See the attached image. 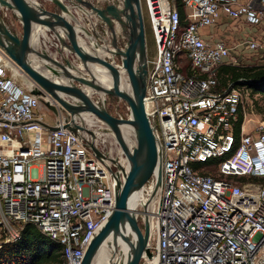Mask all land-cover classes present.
Returning <instances> with one entry per match:
<instances>
[{
	"label": "built area",
	"instance_id": "1",
	"mask_svg": "<svg viewBox=\"0 0 264 264\" xmlns=\"http://www.w3.org/2000/svg\"><path fill=\"white\" fill-rule=\"evenodd\" d=\"M138 1L154 44L142 103L159 154L158 184L156 163L132 193L139 229L144 216L149 226L150 256L140 264H264V120L246 118L244 83L216 76L220 66H264V0H180L182 12L175 0ZM217 31L243 35L232 44ZM24 81L0 49V246L29 223L59 244L60 264H81L122 178L108 158L123 170L127 160L119 147L113 157L105 141L63 127L60 106ZM39 98L55 107L51 122ZM123 103L111 114L130 119ZM206 161L213 173L190 165Z\"/></svg>",
	"mask_w": 264,
	"mask_h": 264
},
{
	"label": "water",
	"instance_id": "2",
	"mask_svg": "<svg viewBox=\"0 0 264 264\" xmlns=\"http://www.w3.org/2000/svg\"><path fill=\"white\" fill-rule=\"evenodd\" d=\"M49 1L55 6V11L41 8L38 3L33 6L27 0H0V8L12 11L20 24V32L16 33L9 29L0 18V49L32 82L33 88L30 90L32 94L42 96L45 93L60 106V111L64 114V120L69 119V123L63 124V127H66L72 133L84 130L92 139V132L88 128L75 123L73 119L74 116L77 117L82 112H89L104 124L100 128L103 132L108 131L113 134L115 142L127 160V165L126 169L123 170L113 158H108L113 165L120 169L122 178L121 180L116 179L115 182L114 209L105 224L85 248L81 264H88L92 254L95 253L109 231L116 229L125 238V242L121 247L123 251L129 253L132 250L125 264H137L142 253L147 257L150 256L149 249L146 246L149 226L147 217L144 216L142 229H139L132 211V193L147 179L156 163L157 184L159 182V154L156 151L154 137L142 103L146 72L144 33L139 1L106 0L103 6L88 3L85 0ZM85 6L89 8L88 11H91L90 15L83 14V10H87L84 8ZM69 15H75L77 18L78 15L80 17L83 15L86 18L85 21L81 22L75 16L69 18ZM89 16L95 17L93 21L90 20ZM98 21L100 25L97 27ZM75 25H81L83 32L76 31L74 29ZM35 27L42 29V31H51L52 36L58 40L61 48L66 49L73 55L70 61L64 58L62 63L58 62L55 57L50 56L45 49L33 51L35 55L42 56L63 71L65 76L70 79L69 85L52 81L26 62L25 56L30 51L29 38ZM58 33H61L60 39ZM118 33L124 39V42L120 45L117 44ZM77 35H81L80 38L84 42L93 37L98 45L102 46L103 55L97 56L85 50L78 43ZM105 36H108V39ZM50 63L44 65L55 72ZM86 63H88L87 65L100 64L112 82L111 87L105 88L93 83L82 74H71L67 70L68 67L76 68L78 65H85ZM122 79L129 83L132 94L121 88L120 80ZM85 87L91 90L90 92L86 91L87 94L84 93ZM97 91L125 102L129 108L131 118H117L109 113L103 105L104 98L100 100ZM58 92L63 93L66 97H59ZM43 102L46 108L56 113L53 105L46 101ZM119 124L128 125L134 134L135 144H133L131 151L126 147L119 134ZM43 126L49 130L55 129L54 126L44 124ZM88 146L96 157H103V154L92 142H89Z\"/></svg>",
	"mask_w": 264,
	"mask_h": 264
},
{
	"label": "bare ground",
	"instance_id": "3",
	"mask_svg": "<svg viewBox=\"0 0 264 264\" xmlns=\"http://www.w3.org/2000/svg\"><path fill=\"white\" fill-rule=\"evenodd\" d=\"M27 1L33 6L37 4L36 0H27ZM89 13H91V11L83 10V14L90 15ZM71 17H74V15H69V18ZM81 27H82L81 25H75L74 29H76V31L83 32V29ZM56 30L60 31L59 29H56ZM60 34L61 33H58L59 39L61 37ZM80 37L81 35H77V41L85 50L97 56L103 55V50L101 48L102 46H99L97 41L93 37H90V39H88V41L86 42H84L83 39ZM62 46H64V44H62ZM29 47H30V51L26 54L25 60L31 67L36 69L42 75L47 76L49 79H51L54 82H56V80L59 79L61 80L60 84H65V85L70 84V79H68L65 76L63 71L59 70L57 66H55L54 64H51L50 62L45 60L42 56L35 55V53L33 52L35 50L39 51V50L47 49V46L45 45V38L43 36L42 29L38 27H35L33 29L31 36L29 38ZM45 63H50L51 66L54 68L55 72L49 70L47 66L44 65ZM87 64L88 63H86L85 65H78L76 68L68 67L67 70L71 74H75V75L82 74L85 76V78L91 80L93 83L101 85L105 88H110L112 85V82L110 78L108 77V74L106 73L105 69L98 63H92L89 65ZM84 69L86 72H82V70ZM24 82L27 85L32 84V82L28 79L25 80ZM120 83H121L120 86L124 91L132 94V90L130 89V85L129 83H127V81L122 79L120 80ZM85 91L90 92L91 90L85 87ZM97 92L99 95V99L102 100V98H104V95L102 94L101 91H97ZM57 94L61 98L66 97V95H64L63 93L58 92ZM41 97H43L44 100H46L45 98H47V100L52 99L51 97H47V95H44ZM73 119L75 123L82 125L85 128L87 127L92 132V141H96L100 139L101 141H105V143H108L109 146L114 147L112 143V140H115L113 137V134L108 131L103 132L99 128L101 121L97 117H95L93 114L89 112H82L77 117L74 116ZM118 131H119L121 138L124 139L123 141L125 142L126 147L131 151L133 148L131 144L132 142L133 144H135V138H134V134L131 131L130 127L126 124H119ZM114 148L116 149V151H118L117 147H114ZM111 150L112 149H108L109 155H110ZM120 151H118L117 154H119ZM124 242H125V238L120 235V231L118 229L110 230L107 236L105 237V239L101 242V244L95 251V253L92 254L88 264H125L132 250L129 253H126V251H123L121 247L123 246ZM118 245L120 246L119 249L117 248Z\"/></svg>",
	"mask_w": 264,
	"mask_h": 264
},
{
	"label": "rangeland",
	"instance_id": "4",
	"mask_svg": "<svg viewBox=\"0 0 264 264\" xmlns=\"http://www.w3.org/2000/svg\"><path fill=\"white\" fill-rule=\"evenodd\" d=\"M85 1L88 3H91V4H97L99 6H103L106 3V0H85ZM36 2L39 4V6L41 8H44V9L49 10V11H53L54 6L49 0H36ZM84 8H86L87 11L89 10V8H87L86 6ZM89 14H91V13H89ZM82 17H84V16L81 15V17H80L81 22L85 21V18H86V17H84V18H82ZM89 17H90L91 21H93V19L95 18L92 16H89ZM0 18L7 25V27L9 29H11L12 31H15L16 33L20 32V24L18 23V20L14 17L12 11L6 10L4 8H0ZM75 18L78 19L77 16H75ZM141 19H142V26H143V33H144V48H145L147 55H152L154 52V44H153V41H152L151 36L149 34V29H148V25L145 21L144 12H143V14L141 13ZM98 25H100L99 21L97 22V27H98ZM246 32L248 33V36L252 35V34H250L251 33L250 28H247ZM216 33L219 37L223 36L225 38H228L229 43H232V44L236 42L238 37H241L243 35V32H238V33L233 32L232 34H228V35L225 31H223V32L217 31ZM52 35L53 34L51 31H45V30L43 31V36L45 38V45L47 46V49H46L47 53L50 56L55 57V59H57L58 62L63 63L64 58L68 59L70 61L71 57L73 55L70 52L66 51V49H62L58 40L55 37H53ZM118 35H119V37H118L117 44L120 45L122 42H124V39L122 36H120L119 33H118ZM83 72H85V70ZM23 77L25 80L28 79L24 73H23ZM56 82L60 83L61 80L58 79V80H56ZM247 92H248V90H247ZM85 93H86V91H85ZM44 95H47V94L43 93L42 96H44ZM104 98L105 99L103 101V105L109 113L113 114L115 112L116 113L118 112L119 114H122L124 112V105H123L124 103L122 100L121 101L117 100L116 97L110 96V95H104ZM43 101L44 100L42 98H39V107L40 108L38 111L40 114H43L42 118L45 121L51 122L52 118H53V113L44 106ZM244 101H245L244 106H245L246 118H249L250 121H253V122L264 120V98L263 97L256 95V94H253L250 98H248L246 95V98ZM250 124H246L245 127L248 128L250 126ZM131 145L133 146V142ZM108 146L109 145H107L106 149L108 148ZM114 147H118V145H115ZM114 147L109 146V149L113 150V151L111 150V152H110V154L112 153L111 155L113 157H115L117 155V152H118V151H116V149ZM107 151H108V149H107ZM190 165L194 169L205 168L204 169L205 172L213 173L212 167L214 166V161L192 162ZM117 248L119 249L120 246L118 245ZM138 264H140V261L138 262Z\"/></svg>",
	"mask_w": 264,
	"mask_h": 264
},
{
	"label": "trees",
	"instance_id": "5",
	"mask_svg": "<svg viewBox=\"0 0 264 264\" xmlns=\"http://www.w3.org/2000/svg\"><path fill=\"white\" fill-rule=\"evenodd\" d=\"M179 1L175 0V3L179 12H182ZM216 76L220 84L226 80L233 84L244 83L251 95L258 94L264 98V66L252 69L220 66ZM240 120L239 114L238 122ZM234 136L237 138L238 128L234 129ZM240 179L245 180V177ZM59 249L57 242L43 235L36 226L26 223L21 226L16 241L0 246V264H60Z\"/></svg>",
	"mask_w": 264,
	"mask_h": 264
},
{
	"label": "crops",
	"instance_id": "6",
	"mask_svg": "<svg viewBox=\"0 0 264 264\" xmlns=\"http://www.w3.org/2000/svg\"><path fill=\"white\" fill-rule=\"evenodd\" d=\"M56 10V8H55V6L53 7V11H55ZM78 18L80 19V16L78 15ZM11 23V22H10ZM12 24V23H11ZM105 38H107L108 39V36H105ZM106 39V40H107ZM106 42V41H105ZM106 44V43H105Z\"/></svg>",
	"mask_w": 264,
	"mask_h": 264
}]
</instances>
